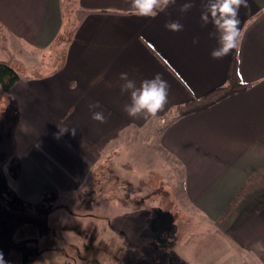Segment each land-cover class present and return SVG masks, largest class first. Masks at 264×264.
<instances>
[{"label": "crops", "instance_id": "obj_1", "mask_svg": "<svg viewBox=\"0 0 264 264\" xmlns=\"http://www.w3.org/2000/svg\"><path fill=\"white\" fill-rule=\"evenodd\" d=\"M188 2L194 7L181 12ZM205 3L176 0L155 18H141L132 14L131 0H0V37L24 57L18 67L8 60L20 78L3 90L10 109L6 126L13 125L6 183L19 200L35 205L48 192L100 201V209L118 218V228L84 216L97 223L88 230H119L115 259L122 264L142 257L137 237L155 230L141 227L139 217L150 211L168 213L171 263H206L207 239L215 237L227 243L226 260L264 264V0H248V7L240 9L244 39L239 53L222 59L211 56L218 34L201 20ZM171 21H179L183 30H168ZM62 42L63 56L55 66L31 61ZM235 54L248 88L180 115V106L227 83ZM121 73L137 86L160 74L169 85L165 108L156 117H129L123 110L130 98L121 94ZM97 102L94 111L103 112L104 123L91 118L89 105ZM66 127L75 128V135L71 130L60 134ZM143 133L150 141L136 148L140 156L121 159L120 153L129 150L122 146L126 137ZM119 165L162 177L152 182L150 196L139 181L122 177L124 188L113 189L106 172ZM30 228L25 224L24 248ZM61 231L65 246L76 254L102 249L91 245L90 231L76 226ZM132 231L134 238L128 234ZM109 260L108 255L98 264Z\"/></svg>", "mask_w": 264, "mask_h": 264}, {"label": "rangeland", "instance_id": "obj_2", "mask_svg": "<svg viewBox=\"0 0 264 264\" xmlns=\"http://www.w3.org/2000/svg\"><path fill=\"white\" fill-rule=\"evenodd\" d=\"M73 17L71 19H76V15ZM68 38L66 36L64 41ZM63 44L64 42L59 43V45L44 51V53L31 56V61L46 60L50 66H55L62 59ZM8 60H13V67H18L21 64L19 60H24V57L18 55L17 51L14 54L6 43V39L0 37V63L8 64ZM10 66L12 67V65ZM37 70L39 68L34 72L38 73ZM3 93L0 84V253L3 254L6 264H98V260L106 258L108 255L110 260L104 264H122L120 260L115 259L120 254L117 245L121 238L119 237V230L116 231L118 228L116 220L118 218L115 219L112 214L108 215V212L100 209V201H89L83 199V197L76 198V200L65 198L64 196L60 198L58 195H51L48 192L47 199L35 205L23 202L12 194L9 185L6 183V175L12 172V169L6 166H8L7 157L13 150V138L11 136L13 125L6 126V122H8L7 113L10 109L9 102L5 99V94ZM149 139L150 136L144 133L126 137L125 146H122L125 150L126 148L129 150L121 152L120 158L123 159L124 155L132 158H136V155L138 157L139 152L136 148L149 145ZM147 142L148 144H146ZM106 174L110 177L111 188L117 189L119 186L124 188L122 177L127 182L136 183L139 181L141 188L146 191L144 193L149 196L152 194L151 191L154 190L151 186L152 182H158L162 177L161 174L152 173L140 175L135 171H129L126 167H120V165L111 167ZM165 177L171 179V176L170 178ZM128 185H126L127 188H129ZM170 185H172V180H170ZM160 193L161 191L158 192V194ZM72 214H78L80 217ZM167 214L165 211L157 213L150 211L149 215L139 217V221L142 222L139 224L141 227L153 225L152 227L155 231H144L141 233L142 236L138 233L140 235L137 240L143 244V248L141 250L142 257L138 259L136 264H187L181 259L171 258L173 263L170 262V220H168L169 216L167 218ZM84 216H87V218L95 217L97 220L99 219L107 224L112 223L116 230L106 229L102 231V229L98 228L96 230H88L97 226V223L94 219L85 220L87 218ZM108 218L111 220L115 219V221H109L107 220ZM157 218L160 221H157ZM28 223L31 224L30 231L27 232L30 241H28L27 247L24 248L22 241L23 230L25 224L28 225ZM65 226L70 228H75L76 226L79 229L90 231L91 234L93 233L92 240H90L91 245L94 243L95 245L100 244L99 247L102 249L99 252L88 249L85 254L74 253V249L65 246L64 232L61 231ZM157 226L158 229L156 231ZM12 228L15 229V235L10 232ZM128 234L133 238L136 235L133 231ZM120 235L123 236L121 233ZM207 240L206 245L210 246L207 247V262L197 263V261L194 262L193 260L189 264H235V262H231L230 258L226 260L230 256V254L226 253V242L215 241V237ZM105 244H109V247L104 246ZM220 254L224 258L219 259ZM128 258L131 261L129 264L135 263V261H132V257ZM239 264L244 263L239 262Z\"/></svg>", "mask_w": 264, "mask_h": 264}, {"label": "clouds", "instance_id": "obj_3", "mask_svg": "<svg viewBox=\"0 0 264 264\" xmlns=\"http://www.w3.org/2000/svg\"><path fill=\"white\" fill-rule=\"evenodd\" d=\"M176 0H131L130 8L133 15L141 18H155L159 13L166 11ZM194 3H184L181 12H187ZM248 7V0H206L201 13L204 25L211 24L218 34V47L214 48L211 56L222 59L234 50L238 54L244 34L240 30V9ZM168 30L182 31L183 25L179 21H171L165 25ZM196 41H194L195 43ZM121 94H128L130 102L124 105V112L132 118H152L162 111L168 103L169 85L160 74L151 79H144L137 86L136 81L129 78L128 73H121ZM99 103L89 105L92 119L100 123L106 122L103 112L94 111L99 108ZM71 130L75 135V128L60 129V134ZM0 264H6L3 254L0 253Z\"/></svg>", "mask_w": 264, "mask_h": 264}, {"label": "trees", "instance_id": "obj_4", "mask_svg": "<svg viewBox=\"0 0 264 264\" xmlns=\"http://www.w3.org/2000/svg\"><path fill=\"white\" fill-rule=\"evenodd\" d=\"M66 19H71L68 15ZM20 76L18 72L7 63H0V84L4 91H8L18 80ZM249 84L242 81L238 72V59L235 54L228 75V81L225 85L217 87L200 98H195L192 101L178 108L180 115H186L193 112L202 111L208 107L224 100L232 94L242 92L248 88Z\"/></svg>", "mask_w": 264, "mask_h": 264}]
</instances>
